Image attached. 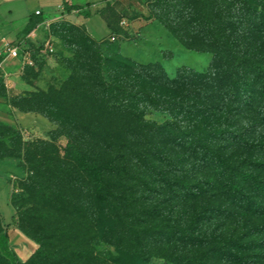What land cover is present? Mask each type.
<instances>
[{"label":"rangeland","instance_id":"374dc122","mask_svg":"<svg viewBox=\"0 0 264 264\" xmlns=\"http://www.w3.org/2000/svg\"><path fill=\"white\" fill-rule=\"evenodd\" d=\"M152 1L134 0V10L125 15L129 25L115 41L104 32L96 39L81 22L59 18L45 30L47 38L35 36L29 43L32 53L39 48L33 65L8 68L17 78L8 84L19 107L47 114L35 112L45 118L42 124L19 125L25 154L0 166V231L8 234L16 262L31 263L40 239L60 251L63 261L33 264H71L68 258L74 264H178L172 257L218 258V238L264 237V211L235 202L227 175L202 160L190 139H181L190 128L224 119L230 106L222 111L216 106L227 102L235 79L223 73L225 61L191 46H218L205 35L212 18L225 29L245 21L232 38L249 48L253 40H247L250 32L244 27L252 24L249 13L264 12V0H164L167 22L184 41L150 16ZM254 19L258 28L260 21ZM101 74L109 83L137 91L135 98L119 92L122 116L102 113V85L95 82ZM176 79L178 85L172 82ZM263 87L259 80L257 89ZM109 102L115 103L112 97ZM243 110L238 127L245 129V140H258L264 123L248 107ZM101 123L112 130L111 142L96 150L105 158L117 157L123 168L111 181L109 205L98 200L90 179L66 150V137L56 139L52 132L63 125L91 142L92 129ZM233 158L257 169L264 150L238 146ZM180 179L197 181L204 191L183 199L177 183L170 184ZM209 210L213 217L192 231L198 213ZM0 264H12L1 247Z\"/></svg>","mask_w":264,"mask_h":264},{"label":"trees","instance_id":"16d2710c","mask_svg":"<svg viewBox=\"0 0 264 264\" xmlns=\"http://www.w3.org/2000/svg\"><path fill=\"white\" fill-rule=\"evenodd\" d=\"M152 2L154 3L149 8L150 16L160 21L177 39L184 41L178 32L167 22V12L165 10L167 5L166 2H164V0H153ZM89 6L84 8L78 5L73 6L68 2L66 3V9L68 11L77 9L80 14L84 15L86 18H89L92 14ZM159 8L160 10H158ZM98 12L106 18L107 24L111 30L110 37L124 34L125 29L120 25L124 16L118 13L115 5L108 3L104 9ZM249 16H252L249 19L252 24L247 23L246 27H244L247 33L250 32L248 35L250 37H248L247 40H253L249 48L241 46L236 39L232 38L237 32V28L243 26L245 21H239L236 25L230 24V27L225 29L218 23H213L211 17L205 35L208 43L213 46H218H216V48H199L191 46V48L198 51L213 52L216 57L220 58L218 62L219 60L225 61L223 73L228 77H235V79L227 89V102H223L221 105L216 106L218 111H222L226 106H230L226 109L224 119L222 121H217L218 123L214 122L217 123V125L209 122L206 128L202 126L201 128H190L181 139L182 141L190 139V143L195 145L196 150H198L200 156H202V160H207L212 167H215L227 175V191L235 202L242 203L249 210L255 209L257 212H260L264 211V162H261L257 169H250L243 165L241 166L233 158L238 146L250 144L253 149L258 148L264 150V136L250 142V140H245V136L242 134L245 132V129L238 127L241 123L244 107H248L249 110L254 111L258 120L264 123V87L261 91L257 89L259 80H264V39L259 40V33L264 32V12L257 13L255 10V12L249 13ZM254 18L260 21L258 28L254 24ZM223 45H225L224 48ZM34 47L33 58L35 59L39 48H37L38 46ZM94 50L97 54L100 53L99 42L96 40L94 43ZM226 55L229 56V58H227ZM98 66L99 69H102L103 62L101 60H99ZM199 76L205 77V74H199ZM96 79V85L99 82L102 85V95L99 104L102 113L106 116L123 115L124 110L120 109V104L118 103L121 95L120 91H123L127 96L132 98L138 96L136 90H129L115 84V82L109 83L104 79L102 74ZM177 81L176 79L172 82L178 85L179 83ZM109 97L114 99V104L109 102ZM9 101L24 112H39L47 116V114L38 110L19 107L15 97L9 98ZM212 109L213 108H210V110ZM210 110L207 109V111ZM68 131L69 130H67L65 126L59 125V127L52 132L56 139L62 136L66 137V150L70 152L80 170L90 179L92 190L98 200L109 205L111 200H109L108 194L110 193L111 181L114 179L113 177L115 175L119 176L123 174V168L117 157H111L110 159L105 158L103 151L101 149L97 151L96 147L101 146L104 142H111L109 136L112 134V130L101 123L99 126L92 129L91 142H86L82 136L75 132L71 133ZM24 146L25 139L18 128L0 123V158L21 157L25 154ZM176 183L179 186L181 197L186 200L195 199L204 191L202 184L197 181H186L184 179L170 181L171 185ZM214 211L220 212L221 209L216 208ZM213 213V210L198 213L200 219L195 217L189 228L195 231L199 226V222L201 221L204 224L207 223V221L213 217ZM8 238L9 236L6 232L0 231L1 250L4 255L12 260V264H33V261L39 262L40 260L49 262L63 261L60 251L47 246L46 243L40 239L41 245L33 255V261L31 263H18L15 261V255L9 247ZM216 240L219 245V250L221 251V255L219 254L218 258H210L207 255L179 256L172 257V260H176L178 264H264V237L249 241H243L240 237H225ZM78 253L80 257L88 260L87 254L83 255L82 252ZM68 259L71 264H74V258Z\"/></svg>","mask_w":264,"mask_h":264},{"label":"crops","instance_id":"0c3cea01","mask_svg":"<svg viewBox=\"0 0 264 264\" xmlns=\"http://www.w3.org/2000/svg\"><path fill=\"white\" fill-rule=\"evenodd\" d=\"M67 2L84 8L91 5L89 6L91 16L86 18L77 9L68 11ZM108 3L115 5L123 18L135 8L134 0H0V47L6 44H22L29 47L33 37L41 36L44 39L45 30L49 29L50 24L63 17L84 24L94 38L101 33H108L110 36L111 30L106 18L98 12ZM38 10L41 11L39 15L36 14ZM13 65H20V69L25 68L19 58L9 59L0 68V123L18 129L19 125L44 123L45 118L42 115L32 111L24 112L9 101L14 95L8 82L17 81L15 73L8 70ZM11 158L13 157L0 158L1 168L6 167L7 161Z\"/></svg>","mask_w":264,"mask_h":264},{"label":"built area","instance_id":"2783aa9c","mask_svg":"<svg viewBox=\"0 0 264 264\" xmlns=\"http://www.w3.org/2000/svg\"><path fill=\"white\" fill-rule=\"evenodd\" d=\"M118 1V0H115ZM36 14H41V11L38 10ZM120 25L123 28H126L129 25L126 18H123L120 22ZM111 40L115 41L117 39L116 35L110 37ZM21 59V62L24 66L33 65L35 60L33 58V53L30 48L22 44H6L3 47H0V68L3 67L4 63L9 59Z\"/></svg>","mask_w":264,"mask_h":264}]
</instances>
